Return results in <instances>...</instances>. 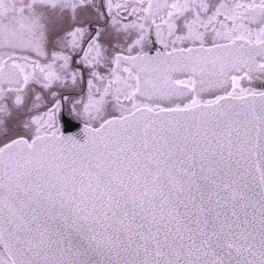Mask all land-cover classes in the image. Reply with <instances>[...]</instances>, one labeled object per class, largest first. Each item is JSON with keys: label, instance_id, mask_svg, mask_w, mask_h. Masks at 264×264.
<instances>
[{"label": "snow or ice", "instance_id": "1", "mask_svg": "<svg viewBox=\"0 0 264 264\" xmlns=\"http://www.w3.org/2000/svg\"><path fill=\"white\" fill-rule=\"evenodd\" d=\"M89 6L0 0V48L11 50L0 56V127L15 112L31 133L0 141V264H264V90L244 86L264 79V0H108L114 24L130 6L139 14V34L107 78L93 72L101 99L73 105L83 129L66 134L52 87L69 57L40 62L41 20ZM153 27L154 54L144 50ZM69 35L75 47L84 29ZM103 35L86 61L103 59ZM33 84L54 101L39 116Z\"/></svg>", "mask_w": 264, "mask_h": 264}, {"label": "flooded vegetation", "instance_id": "2", "mask_svg": "<svg viewBox=\"0 0 264 264\" xmlns=\"http://www.w3.org/2000/svg\"><path fill=\"white\" fill-rule=\"evenodd\" d=\"M117 2L123 3L124 0H112V3ZM134 2V0H132ZM148 0H143V6H147ZM258 2V0H257ZM95 7H85L78 10L75 19L72 18L70 12H62L57 9L55 11L48 9L44 10L43 19L41 23L46 26L45 38H44V50L48 54L49 59L45 60L41 58V63L50 62V57L53 52H63L64 55L69 57L67 67L64 69L59 68V64L63 61H57V71L61 75V79L53 84L52 91L56 93V98L61 100V110L56 113L55 122L58 128L62 131L66 124L75 122L83 124V120L72 112L73 105H78L80 111L83 110V105L89 102L91 97L92 100H100L101 97L95 92L93 88L90 91L89 80L92 81L95 87H99L101 92L103 91L104 85L93 77V72H96L101 77L107 78L110 75L111 59L116 55L117 52L127 54V46L134 41L139 34L138 25L142 23L138 19L139 14H131V6L127 11H119V20L116 24L113 23L112 17L108 15L107 7L108 0H94ZM105 7L100 10L104 15L100 16L97 13V8L101 5ZM114 11H116L114 9ZM133 24L137 27H130L125 29V25L132 26ZM76 27L84 29L83 38L77 37V44L73 47L69 42L72 37L69 35L70 32ZM147 28V25H145ZM101 31L104 35L100 40L102 45V56L103 59L99 63H95V52H91L88 56L87 61L85 60V52L88 51V42L90 37L94 36L96 31ZM55 33V34H53ZM39 37H37L38 39ZM150 43L146 42L144 50H151L154 54L155 48L161 47L156 42V30L153 27L150 31ZM67 45V47L65 46ZM9 50L0 48V56L6 55ZM19 55H29L27 52L16 50ZM32 58H36L32 54ZM91 61L95 66L89 63ZM30 70V69H29ZM73 76L75 77L73 79ZM107 82V79L104 81ZM252 84H255V87ZM245 87H251L256 90H264L261 86H264V80L254 79L252 81H244ZM35 92H41L43 99L40 102V107L33 111L31 115L39 116L43 113H47L48 108L51 107L52 99L51 92L42 90L39 85H32L31 97L34 98ZM208 98V97H205ZM103 111L107 113H115L116 106L111 95L103 98L102 101ZM31 107V100L29 102ZM28 115H21L19 113L13 114V118L10 119L7 125V129L0 127V141H3L6 130H10L11 134H25L31 135L27 130L23 129L22 121L29 119ZM0 260H7L6 254L0 249Z\"/></svg>", "mask_w": 264, "mask_h": 264}, {"label": "water", "instance_id": "3", "mask_svg": "<svg viewBox=\"0 0 264 264\" xmlns=\"http://www.w3.org/2000/svg\"><path fill=\"white\" fill-rule=\"evenodd\" d=\"M260 80H264V79H260ZM252 85L255 87H260V86H256L255 84ZM261 88H264V86H261ZM82 129H83V124L72 122L66 124L63 131H65L66 134L80 135L82 133Z\"/></svg>", "mask_w": 264, "mask_h": 264}]
</instances>
